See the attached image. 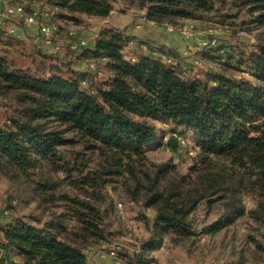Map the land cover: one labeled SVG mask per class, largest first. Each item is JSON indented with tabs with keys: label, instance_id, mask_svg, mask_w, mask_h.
<instances>
[{
	"label": "trees",
	"instance_id": "16d2710c",
	"mask_svg": "<svg viewBox=\"0 0 264 264\" xmlns=\"http://www.w3.org/2000/svg\"><path fill=\"white\" fill-rule=\"evenodd\" d=\"M114 1L48 3L58 10V18L73 21L76 15L105 18ZM124 1L144 9L145 20L156 25H176L212 11L214 4ZM238 2L247 7L251 23L264 27V0ZM2 40L8 44L12 39L0 34V45ZM132 41L114 28L98 31L81 52L108 71L94 86L82 87L80 77L48 69L41 58L33 68H19L6 54L0 56V100L10 101L13 108L0 126V173L23 182L49 164L69 174L76 171L86 197L97 201L101 186L119 179L131 200L154 210L149 238L141 244L144 254L158 249L165 238L180 244L194 235L190 216L199 203L206 209L222 207L218 220L203 229L207 233L246 213L264 226V46L247 56L249 80L211 72L190 75L149 55L125 59L121 51ZM155 120L191 133L198 154L187 173H178L169 162L148 165V148L157 143ZM76 143L89 155L81 166L66 168L59 149ZM91 162L94 167L88 169ZM35 186V191L54 188L41 182ZM244 191L256 198V207L248 212L240 200ZM62 199L72 203L79 230L71 232L53 220L36 226L12 219L0 226V264H8L10 252L21 264H87L85 250L104 239V213L88 200ZM255 246L259 264H264V243ZM136 258V264L153 262L142 254Z\"/></svg>",
	"mask_w": 264,
	"mask_h": 264
},
{
	"label": "rangeland",
	"instance_id": "374dc122",
	"mask_svg": "<svg viewBox=\"0 0 264 264\" xmlns=\"http://www.w3.org/2000/svg\"><path fill=\"white\" fill-rule=\"evenodd\" d=\"M12 1L24 2L28 13L36 11L41 14L51 7L48 0ZM239 4L238 0H214L212 11L178 20L176 25L148 22L144 18V9L126 4L124 0H115L113 9L105 18L76 15L73 21L63 20L58 18L56 9L57 13L51 21L57 28L59 41L39 43L35 39L37 30L35 33L26 32L20 21L9 18L4 21L3 27H16L22 31L23 38L9 40L8 44H3L5 41L2 40L1 46L16 67L33 68L43 59L48 69L58 70L65 76L76 75L86 86H94L103 82L108 71L101 66L98 68L99 75L98 70L90 71L81 52L91 44L93 35H97L99 30L114 28L124 31L133 40L125 47L128 59L149 55L160 58L165 64L179 66L190 75L202 77L205 72H211L251 80L245 62L249 53H258L264 46V27L251 23L247 7ZM70 30L75 31V39H85L86 46L71 50L68 43ZM216 49L222 51L217 53ZM231 54L235 57L230 59ZM12 109L10 101L4 103L0 100V126L11 115ZM152 124L157 143L148 148V165L169 162L175 165L178 173H187L198 154L191 133L174 127L169 121L155 120ZM59 152L63 158L61 165L66 168L81 166V160L89 155L79 143L66 145ZM92 167L94 164L91 162L88 169ZM32 177L19 182L0 173V226L21 218L36 226L53 220L71 232L79 230L80 223L72 203L62 199V195H67L88 200L104 213V239L85 252L94 249L111 264H130L128 258H131V264H136V256L141 254L143 258H153L149 264L260 263L255 243H264V226L247 213L219 231L207 233L203 229L218 220L222 207L214 205L206 209L203 203H199L190 216L194 235L180 244H173L165 238L158 249L144 254L141 244L149 238L154 210L131 200L119 179L102 185V199L97 201L86 197L76 171L69 174L63 168L56 169L49 164ZM37 182L54 188L46 190L40 186L35 191ZM240 200L245 212L256 207V198L250 192H240ZM108 250H114L116 257L107 255ZM6 260L8 264H21V259L11 252L6 254Z\"/></svg>",
	"mask_w": 264,
	"mask_h": 264
},
{
	"label": "built area",
	"instance_id": "2783aa9c",
	"mask_svg": "<svg viewBox=\"0 0 264 264\" xmlns=\"http://www.w3.org/2000/svg\"><path fill=\"white\" fill-rule=\"evenodd\" d=\"M25 3H14L12 0H0V27L4 30V36L11 38L12 40H22L23 33L22 31L18 30L14 26L3 27L4 21L9 18H14L22 23L24 26H37V34H36V41L42 44H50L51 42H57L60 40V36L57 32V28L54 22L51 19L56 15V9L52 7H48L44 13L38 14L36 11L33 12H26L25 11ZM97 36V35H96ZM95 36V37H96ZM69 37V48L73 51H76L84 46H86L87 42L83 38L75 39V31L70 30L68 32ZM122 56L125 59H128L126 55L125 47L121 51ZM5 55V48L0 45V56ZM87 68L90 71H97V75H99V65L96 61L92 59H86ZM82 87L86 86L84 81L80 82ZM90 94L93 93L92 90H88ZM107 255L114 258L116 257L114 250H108Z\"/></svg>",
	"mask_w": 264,
	"mask_h": 264
},
{
	"label": "crops",
	"instance_id": "0c3cea01",
	"mask_svg": "<svg viewBox=\"0 0 264 264\" xmlns=\"http://www.w3.org/2000/svg\"><path fill=\"white\" fill-rule=\"evenodd\" d=\"M25 31L26 32H31V33H35L37 30V26L36 25H32V26H24ZM0 34L2 33V29L0 28ZM4 36V35H3ZM1 35V37H3ZM95 34L92 37V42L89 46L92 45L94 39H95ZM86 254V259H87V264H111L110 262H108L105 258H103V256L100 255V252H96L94 249H90L89 251L85 252ZM112 264H119L118 262L116 263H112Z\"/></svg>",
	"mask_w": 264,
	"mask_h": 264
}]
</instances>
